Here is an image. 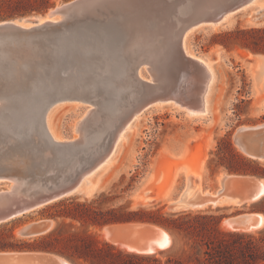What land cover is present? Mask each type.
<instances>
[{"label":"water","instance_id":"obj_1","mask_svg":"<svg viewBox=\"0 0 264 264\" xmlns=\"http://www.w3.org/2000/svg\"><path fill=\"white\" fill-rule=\"evenodd\" d=\"M248 1L66 0L36 18L0 20V186H5L0 187V223L84 194L86 176L113 149L118 116L133 104L173 101L201 107L206 72L184 51L183 36L194 27L220 23ZM263 13L261 8L253 16ZM141 68L149 77L137 75ZM127 89L129 104L124 102ZM66 100L88 103L90 109L77 137L58 139L48 130L46 115L53 104ZM234 141L245 154L264 161V124L239 127ZM233 175L243 174L222 173L216 193L236 195L226 191ZM143 195L152 201V194ZM228 200L247 203L242 195ZM168 208L181 209L174 202ZM251 213L225 220L238 230ZM140 224L149 225L116 222L109 231L122 245L154 253L162 245ZM50 225L48 220L28 224L20 233L37 235ZM60 257L62 261L36 251L0 250V264L70 262Z\"/></svg>","mask_w":264,"mask_h":264},{"label":"rangeland","instance_id":"obj_2","mask_svg":"<svg viewBox=\"0 0 264 264\" xmlns=\"http://www.w3.org/2000/svg\"><path fill=\"white\" fill-rule=\"evenodd\" d=\"M64 1L66 0H54L53 5L41 12L12 17L36 18ZM263 5L264 0H257L255 4L230 14V21H223L215 28L192 29L193 32L187 39L189 50L208 61L212 67L213 80L209 86L210 110L202 116H199V113H193V116L171 102L157 103L163 105L159 108L150 106L143 110L137 119L125 123L122 136H119L113 149L111 161L92 179L97 184L99 178L92 191L87 194H71L0 223V240L5 239L18 246L30 247L23 250L48 245L63 251V254L58 251L52 253L66 258L72 264H103L100 258L95 257L90 262L79 256L78 246L82 244V237L98 242L101 248L105 247L103 243H107L121 252L122 254L110 258L114 264H122L123 261L126 264H157L155 259H159L162 264H167L168 259H171V264H177V261L181 264H207L204 259L205 241L209 235L215 236L212 233V223L218 219V226L222 230L245 234L236 239L222 237L229 243L228 247H220L230 255L229 264H264V225L245 231L228 229L223 223L226 217L240 212L264 214V195L254 202L238 205L208 204L202 208L174 211L168 208V204L177 199L187 187L186 167L195 169L200 174L198 183H193L191 195L198 189L215 193L220 188L219 176L222 173L255 176L264 181V161L248 156L234 141L239 127L264 123V90L259 89L256 84L253 63V55L264 52L251 51L230 39H225L224 35L236 28L264 27V13L253 16ZM221 41H227L228 46L225 47ZM140 72L142 78L149 77L145 68H141ZM263 81L262 74L261 84ZM130 100L132 93L127 89L124 102L129 104ZM53 105L55 106L49 111V115L54 135L62 139L77 137L75 123L86 115L90 105L70 100L59 101ZM228 141L252 166H259L262 170L251 172L252 168H248L246 172L229 171L226 165L235 164L238 160L231 155ZM145 192L156 195L157 198L145 204L140 197ZM138 208H159L162 214L168 215L178 213L175 216L180 215L179 220L185 227L189 225V228L169 230L163 227L172 238L170 246L145 254L127 249L126 251L103 235V227L116 222L98 225L85 218L64 217L59 214L63 211H86L92 214L107 209L118 213ZM44 220L50 221L51 225L43 233L26 236L19 232L28 224ZM10 230L13 238L7 236Z\"/></svg>","mask_w":264,"mask_h":264},{"label":"bare ground","instance_id":"obj_3","mask_svg":"<svg viewBox=\"0 0 264 264\" xmlns=\"http://www.w3.org/2000/svg\"><path fill=\"white\" fill-rule=\"evenodd\" d=\"M257 2V0H250L248 1V3L245 5L246 6H250L253 5ZM243 7V8H245ZM261 8H264V5L261 6ZM232 14V13H231ZM231 15H227L225 17V19L223 21H230L232 17H230ZM220 22L221 23L223 22ZM219 23L213 24V25H209L207 27L215 28ZM196 28V27H194ZM199 28H203V26H199ZM206 28V27H204ZM193 29V28H192ZM190 29L189 31H187L182 39V47L184 49V51L198 59L202 65L203 68L206 72V81L202 90V105L199 108H191V107H181L180 105H178L177 103L173 102V101H155L153 103H147L145 105H143L142 107H140L139 105H132V107L125 113L124 116L119 115L117 120H118V125H117V134H116V139L114 141V145H113V149H115V146L117 144V139L119 138V136H122L121 132L125 126V123L128 122L129 120L132 119H137L139 117V114L149 108L151 106V108H159L161 107L163 104H157V103H162V102H171L174 103L176 106H178L180 109H183L185 112H187L188 114H191L194 116L193 113H199V114H195V115H199L202 116L205 112H207L208 110H210V99H209V86L213 80V72H212V67L210 65V63L208 61H206L205 59H203L202 57L197 56L196 54L192 53L189 50L188 47V42L187 39L188 37L192 34L193 30ZM253 59L255 60V69H254V74L256 77V84L258 85L259 89L264 90V81L261 84V75H264V57H254L253 55ZM137 75L141 77V72L140 70H138ZM264 100V98H263ZM55 105H52L46 115V124L48 127V130L50 131V133L55 137L58 138L54 135V130H53V125L51 123V119H50V110L52 109V107ZM90 108H88L86 111L88 112ZM86 112V113H87ZM83 117L79 120H77V122L75 123L74 129L75 131L78 133V128H79V124L81 123ZM134 119V120H135ZM260 124H264V123H260ZM258 124V125H260ZM257 125V124H255ZM253 126V125H251ZM245 127V126H244ZM121 134V135H120ZM59 139V138H58ZM238 145V144H237ZM239 146V145H238ZM240 148V147H239ZM111 149L110 152L105 156V158L101 161V163H99V165L93 170L91 171L85 178L84 180V194L89 193L90 191H92L95 188V185L98 184V179H97V184L96 181L92 180L93 177L95 176V174L97 172H99L101 170V168H103L104 166H106L112 159L113 157V152L114 150ZM185 174L187 175L186 177V181H187V187L184 189V191H182V193L180 194V196L171 201L177 204L178 208L181 209H196V208H202L208 204H211L212 206H216V205H220V204H237L236 202L234 203V201L232 203L228 202V199H233V200H238L239 195H242L243 199L246 200L247 202H254L256 200H258L259 198H261L264 195V181L260 178H251L248 176H243V175H233L232 179H230V183L226 188V191H228L229 193H235L236 195L234 196H228L225 192L221 193H208V192H204L201 189L197 190L193 195L192 194V187L194 186L193 183H198V178L200 176L199 172L195 169H188L186 167V171ZM222 174L219 176V180L221 178ZM249 185L251 187H253L252 190H247L246 186ZM225 193V194H224ZM142 202L145 204H148V200L146 198H144V195H140ZM154 198H157V196H152L151 198H149L150 200H153ZM243 201V200H242ZM241 204V203H240ZM238 205V204H237ZM20 216V215H18ZM17 217V216H16ZM224 225L228 228V229H233L232 225L227 221V220H223ZM149 225L147 224H140V228L144 227L146 229H148L151 234L153 233L155 236H153L152 239L159 241V245H162L161 247H154V251L157 252L158 250L167 248L170 246L171 242H172V238L170 236V234L167 232V230H165L162 226H159L157 224L154 223H149ZM264 225V214L260 213V212H252L251 214H249V217L246 221H244V223L241 225V227L238 230H254L257 228H260ZM231 226V227H230ZM109 227L110 224H107L103 227L102 233L103 235L112 243H115L116 245H118V247H123L125 248V250H130V251H134V252H138V253H145L146 251L143 250L142 248H139L137 246L134 245H122L119 240L112 236L110 234L109 231ZM156 230V231H155ZM20 232V230H19ZM138 235H140L139 233H137ZM164 244V245H163ZM126 250V251H127ZM28 251H36L37 253H43L47 256L50 257H58L60 261H62V259H60L61 257L58 255H53L55 253L52 252H47V251H41V250H28ZM148 254V253H145ZM53 255V256H52ZM62 264H71L70 262L66 261L63 262Z\"/></svg>","mask_w":264,"mask_h":264},{"label":"trees","instance_id":"obj_4","mask_svg":"<svg viewBox=\"0 0 264 264\" xmlns=\"http://www.w3.org/2000/svg\"><path fill=\"white\" fill-rule=\"evenodd\" d=\"M54 4V0H0V18L12 17L21 14H28L34 12H41L48 8L49 6ZM225 39H230L233 42H236L251 51H262L264 52V27L260 28H236L230 32L224 34ZM222 44L227 47V41H221ZM231 155L238 160L235 164L226 165V168L229 171L233 172H246L248 168H252L250 171L255 172L256 170H262L261 167L252 166L251 162L247 160L244 156L240 153L235 151L230 141H228ZM219 149V144L217 146ZM249 167H245V166ZM255 170V171H254ZM61 216L64 217H72V218H85L92 224L103 225L105 223L110 222H131V221H138V222H149L154 223L159 226H162L169 230H185L189 228V225L185 227L184 223L179 220V216L173 214H162L160 209H146V208H138L135 210H122L121 212L115 213L112 209H107L106 211H99L96 213H86V211H63L59 213ZM212 233L215 236L209 235L205 241L206 249L204 251L205 254V261L207 264H229L230 255L221 250L220 247H228L229 243H227L222 237L229 236L231 238L243 237L244 233H239L236 231H224L218 226V219H216L212 223ZM9 238H13V233L10 230L7 234ZM219 237V238H218ZM81 243L78 246L79 256L91 262L92 259L95 257L100 258V262L103 264H114L110 258H113V255H120L122 254L118 250L112 248L109 244L103 243L105 247H99L98 242L94 240L82 237ZM24 248H30L27 245L18 246L8 240L1 239L0 240V250H23ZM221 251H220V250ZM28 250H41L47 252L58 251L60 254H63V251L57 250L54 247H50L48 245L35 247L33 249ZM115 250L117 254H114ZM109 258V259H108ZM157 264H162L159 259H155ZM199 260V259H198ZM171 259H168L166 262L167 264L170 263ZM176 262V261H175ZM181 264L177 261V264ZM122 264H126V262H122Z\"/></svg>","mask_w":264,"mask_h":264}]
</instances>
